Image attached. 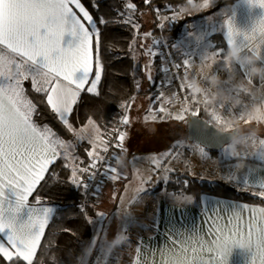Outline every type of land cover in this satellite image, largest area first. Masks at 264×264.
<instances>
[{"label":"snow or ice","instance_id":"snow-or-ice-1","mask_svg":"<svg viewBox=\"0 0 264 264\" xmlns=\"http://www.w3.org/2000/svg\"><path fill=\"white\" fill-rule=\"evenodd\" d=\"M145 3L151 6V0H145ZM256 5L264 9V0H256ZM210 6L209 0H203V8ZM91 7L98 5L92 4ZM124 7L129 11L136 9L131 0H127ZM166 7L173 14L163 19L178 21L183 9L173 5ZM123 15V12L119 13V17ZM224 15L228 18L227 25H220L225 37L224 46H210L198 40L196 51L187 53L189 57H195L202 49L209 47L215 50L217 56H222V49L233 41L245 45V50L257 46L264 49V16L258 18L250 29L241 30L233 22L232 11ZM99 22L109 23L103 17L99 18ZM122 22L132 23L131 19ZM133 27L136 25L133 24ZM212 28L215 30L216 26ZM66 34L72 39L67 41V46H63ZM100 43V30L85 0H0V264H37L47 226L56 209L40 207L39 197L35 198V203L30 198L45 180L50 165L61 156L72 158L69 151L72 145L60 139L51 127L38 124L33 119L37 105L26 94L25 81H31L32 90L43 94L48 110L67 130L73 131L69 117L81 93L99 94L98 83L103 70ZM183 43L177 42L174 46L180 47ZM191 63L192 59L185 58L173 65L176 69L173 77L177 79L181 92L185 91L179 79L181 70L187 74ZM148 79H152L150 73ZM120 107L126 108L127 105L121 104ZM160 111L163 112L164 108L161 107ZM198 114L199 110L193 112V115ZM176 118L183 119L180 116ZM151 119L155 121L156 116H151ZM120 123L127 125L129 120L124 117ZM88 125H92L97 132L94 138L88 137L87 126L75 133L81 140L89 139L92 145V150L88 152L92 159L89 167H71L69 179L76 187H87L78 173H88L90 169H96L99 163L105 164L103 174L109 179L121 178L115 163L119 155L117 152L108 158L101 155V152L109 151V141L102 139L100 129L93 120L90 119ZM124 139L125 133L117 130L112 147L120 153L124 152ZM97 145L100 147L97 148ZM134 162L135 158L132 160ZM163 163L157 157L156 169ZM164 182L167 183V177H164ZM259 189L252 194L264 203V182L260 183ZM239 207L245 209L250 221L245 228L231 225L227 218L226 223H212L206 231L200 230L203 238L193 230L179 241L174 240L173 247L183 245L184 248L191 246L193 251L203 250L205 240L214 239L223 231L233 236L246 232L253 241L248 252L251 254L248 264H264V232L254 233L251 228L252 222L258 223L256 208L247 204ZM104 215L97 213L101 221ZM97 240L98 236H94L92 242ZM136 252L133 264H147V261L140 259V247ZM218 264H228V258H222Z\"/></svg>","mask_w":264,"mask_h":264},{"label":"crops","instance_id":"crops-1","mask_svg":"<svg viewBox=\"0 0 264 264\" xmlns=\"http://www.w3.org/2000/svg\"><path fill=\"white\" fill-rule=\"evenodd\" d=\"M228 11H232L233 22L241 30L250 29L252 25L256 24L258 18L264 16V9L256 5V0H238L231 5L224 6L216 14L212 15V23L217 22L218 24L216 25V29L209 34V41L210 36L215 33H221L224 37L220 25L222 23L224 25L228 24V18L224 15ZM197 29L196 25L183 27L179 35V40L177 41H184L178 47L180 50V61L188 58L187 53L189 51L185 50L187 46L185 47L186 42L184 39L187 38V34L188 37L194 39L195 33L198 32ZM69 39L72 38L66 34L63 46H67ZM164 40L162 39L161 41ZM227 45L231 51V57L225 59L235 60V65L237 66L235 67L236 70L231 72L230 75H227V78H233L231 81H233L234 85H237L234 88L250 92L264 91V49L257 46L255 48L248 47V50H245L246 46L236 41L228 43ZM166 78L169 79V76ZM27 83L31 85V81H25L24 87ZM198 83L202 85V87L198 86L202 90H204L203 87L206 88V73L203 80H198ZM171 89L173 88L170 86L169 80H167V83L163 87L159 86L154 92L145 94V97L150 100L147 120H152L151 116L155 115L157 121L166 120L178 122L184 126V129H187L188 117H185V109H187V106L176 97ZM82 94L83 92L81 96ZM167 100L168 102H166ZM258 100L264 106V100ZM161 107L164 108L163 112L160 111ZM125 109L123 108V115L125 114ZM162 113L167 114V117L164 119L159 117ZM178 116L183 117V119L176 118ZM86 126L91 129V132L87 134L88 137L94 138L97 132L93 130V126L88 124ZM80 129H73L72 132L75 138V132H78ZM172 130L173 127L169 129L170 132ZM126 132L127 127H124L125 135ZM100 133L102 134V139H105L106 136L101 129ZM244 139H249V142H245ZM83 140H88L89 142V139ZM187 146L192 148L191 150L195 154H200V156L206 158V166L203 168L204 170L202 169L206 174L203 175L201 171L200 175H198L199 177L210 180H224L231 186L251 191L252 193L260 190L259 185L264 182L263 133L248 131L242 135L240 134V136L221 150L223 152L219 151L215 155L206 152L205 156L204 152L197 148L201 146H197L196 143H188ZM99 147L97 145V148ZM123 148L124 152L120 153L115 147H112L111 156L113 152H117L119 156L116 161L119 166L126 165V158L127 160L129 159L128 161L131 162L130 165L132 166V159L130 161V158L127 157L129 154L126 152L124 141ZM171 148L166 145L157 156L162 153L164 155L169 154L172 160L177 153L173 155ZM90 150H92L91 144L87 152ZM100 154L104 156L103 152ZM67 160L69 161V159ZM74 161L76 166L82 168V159L80 157L75 156ZM139 162L141 163L139 167L148 173L155 166L154 158L140 160ZM78 175L82 177L84 183L87 185V187H84L85 189L98 191V188L96 189V186H98L96 181L88 182L87 179L86 182L83 173H78ZM103 178L108 179L109 184L107 183V185L109 187L118 184L116 181L109 179L108 176H104ZM133 179L134 177L125 179L120 192L115 197L109 194L101 197L98 191L96 195L97 204L101 203L102 206L101 204L99 206L97 205L94 215L89 217L92 237L79 264H133L137 255V247L141 249V261H147V264H153V258L154 264H218L224 257L228 258V264H248L251 255L248 252L253 241L249 239L246 232L242 235L233 236L227 231H223L216 238L205 240L203 250L197 249L193 251L191 246L184 248L183 245L180 248L173 247L174 240L179 241L184 236L190 235L193 230H196L198 236L203 238V232L201 231H206L212 223H226L227 218L230 219L231 225H239L241 228H245L249 225L250 221L245 209L239 207V205L247 203L206 194L201 195L199 198L185 193V196H181L179 193L182 192L169 191L174 194L170 196L168 194H146L143 192L142 194L129 198L125 201L124 206L123 201L127 197L126 193L129 187L133 184ZM132 203L134 204L133 207L127 210V205ZM247 205L255 206L256 208L258 223H251L253 232H264V206ZM39 206H49L57 209L56 206L42 201ZM228 206L231 207L228 208ZM121 208L125 209L123 210ZM55 213L56 211L53 213V217ZM97 213L105 214L102 221L97 216ZM94 236H98L96 242H92ZM238 241H243L244 246H239ZM218 242L223 245L222 249L217 247Z\"/></svg>","mask_w":264,"mask_h":264},{"label":"trees","instance_id":"trees-1","mask_svg":"<svg viewBox=\"0 0 264 264\" xmlns=\"http://www.w3.org/2000/svg\"><path fill=\"white\" fill-rule=\"evenodd\" d=\"M238 0H220L212 9L201 12L198 17L213 15L220 8L231 5ZM127 0H85L86 6L93 14L97 27L101 33L100 57L103 64L102 77L98 84V95L83 92L79 102L70 116L73 129H80L93 120L105 135H112L123 115L121 104L128 105L136 97L152 93L157 89L159 80L160 62H155V83H151L145 73L142 55L135 57L140 34L147 32V25L143 18L148 16L152 35L175 42L181 32L184 20L178 21L173 28L159 27L158 14L168 5H184L187 0H151V6L145 0H131L136 5L135 11L127 10L124 5ZM92 4L98 7H91ZM124 15L132 13L134 19L140 24L138 31L129 23H123ZM108 20V24H101L99 18ZM118 19L121 22H114ZM215 47L224 46L225 39L221 33L210 36ZM222 58L231 57V51L226 45L222 49ZM180 59V58H179ZM26 94L37 105L34 120L41 125H48L61 139L74 141L72 131L63 126L48 110L44 103L43 94L32 90L29 83L25 85ZM203 107V106H202ZM198 117L212 124L208 110L201 108ZM249 125V124H248ZM250 131H256L254 124H250ZM240 134L243 128H238ZM258 131V129H257ZM185 134H187L185 128ZM89 144L82 142L76 144V154L82 159V168L91 162L87 149ZM207 150V149H206ZM212 155L217 151L207 150ZM71 166L64 157L58 158L49 168L45 180L37 187L30 198H35L57 207L56 213L45 232L43 247L41 248L37 264H79L91 240L92 231L89 217L93 216L97 207V192L87 190L83 186L76 187L70 182ZM88 177V173H83ZM183 184L171 185L169 191L182 192L199 198L201 195H212L224 199L239 201L247 204L264 206L251 192L238 189L225 181L210 183L192 175H183Z\"/></svg>","mask_w":264,"mask_h":264},{"label":"rangeland","instance_id":"rangeland-1","mask_svg":"<svg viewBox=\"0 0 264 264\" xmlns=\"http://www.w3.org/2000/svg\"><path fill=\"white\" fill-rule=\"evenodd\" d=\"M209 2L211 6L208 8L202 7L203 0H187L184 5L179 6L181 9H183V12L178 17V21H180L179 19L185 21L183 27H191L193 25H196L198 28V32L195 33L194 39L188 37V34L187 38L184 39L186 42L185 47L187 46L185 50L196 51V45L194 47V44H196L198 40L203 44L214 46L212 45L213 43L209 41V34L214 31L212 26H216L218 23H212V15L198 17L201 12H205V10L208 11L212 9V7L218 4L220 0H209ZM172 14V12H166L164 10L158 13L157 17L159 20L160 28H173V26L178 21L170 22L163 19V17L171 16ZM194 14L197 15L193 17H188ZM214 14H216V12ZM123 18L124 20L131 19L132 23L130 24L132 26L133 24L136 25L134 29L138 31L140 24L134 19L131 12H128L127 14L123 15ZM143 22L147 25L148 31L140 34V39L138 42L139 45H137L134 50L135 57L138 58L143 54V67L145 68V73L147 77L150 73L152 79L149 81L151 83H155V76L157 74L155 62H160L161 67L158 73L160 78L157 81V87H163V85L167 83V80H169L166 78L168 76H166V74L163 72V63L160 59V55L158 54L159 52L157 47V42L161 41L163 38H158L152 35L150 29L151 21L148 16H145L143 18ZM161 24H163L164 26L161 27ZM149 33L150 35H146ZM178 40L179 36L175 42L171 43L175 45ZM174 48L177 52L178 57H180V50L178 49V47L174 46ZM151 53H156V55H151ZM187 57L192 59L191 67L187 72L188 78L191 82H193L197 86L202 87V85L198 83V80H203L204 75L206 73V88H203L206 94L207 101L202 108L208 110L212 124L221 130H233L243 128L242 134L250 131V124H254L256 126L254 127L256 132L264 134V106L262 105L263 103L258 100H264V91L250 92L234 88L237 85H234L233 81H231L233 78H227V75H230L231 72L236 70L235 67L237 66L235 65V60L225 59L221 56H217L215 54V50H213L212 47H209V49H202L200 53L195 57H189L188 55ZM195 58L197 59L196 61L194 60ZM191 68L192 72L190 73ZM171 91L174 92L173 89H171ZM166 102H168V100ZM169 105H171V103H169ZM149 107L150 100H148L145 95L138 96L137 99H134L130 104L127 105L125 109V117L128 118L129 123L126 126L123 124L124 127H127L124 145L126 152L129 154L127 157L130 158V161L131 159L133 160V158H135V162L134 164L132 163L131 166V162H129V159L127 160L126 158V165L124 164L119 166L118 162L116 161V166L119 168V171L121 173V178L118 180H114L118 184L109 187L107 185L108 179L103 178L101 179L103 183H101L97 187L98 191L100 192L99 196L103 197L106 194H109L115 197V195L120 192L124 180L127 178L134 177L133 184L129 187L126 193L127 197L123 201L124 206L125 201H127L129 198L133 197L134 195L142 194L143 192L146 194L161 193L163 195L168 194L172 196L174 193L169 192L168 189H170L171 185L173 184H183L184 178H182L181 176L185 174L198 177L210 183H215L216 181H218V179L210 180L198 176L200 175L202 169L206 166V158L200 156V154H195V152L191 150L192 148L187 146L188 143H192L187 140V134H185L184 126L178 122H170L166 120L153 121L145 119L149 111ZM192 115V112L185 109L186 118H189ZM159 117L164 119L167 117V114L162 113L159 115ZM171 127H173V130L170 132L169 129ZM175 129L178 130L175 131ZM90 132L91 129L90 127H88V133ZM105 136L106 139L108 135ZM248 140L249 139H244L245 142H249ZM81 141L88 143L90 146L88 140H81L77 136L74 141H65L72 145V147L69 149V151L72 153V158L69 159L71 167L76 166L74 158L78 155H76L75 153V146L76 144H80ZM166 145L172 147L171 152L173 153V155L177 153V155H175L172 160L169 154L164 155L162 153L157 156ZM196 145L200 146L198 144ZM197 148L204 152L206 156V152L208 151L205 148H203L202 146ZM218 152L219 151H217V153ZM157 157L159 158V160L164 161V163L161 164L158 170L156 169V166L153 165L154 167L148 173L141 167H139V165H141V163L139 162L140 160H150V158H154L155 163V158ZM204 174L206 173L203 172V175ZM164 177H167V183L164 182ZM87 179L89 182V174L88 177L85 178L86 182ZM179 194L181 196H185L184 193ZM100 204L101 203H98V206ZM133 205V203L128 204L126 209H130L131 207H133ZM103 206L106 207L105 205ZM121 209L124 210L125 208Z\"/></svg>","mask_w":264,"mask_h":264},{"label":"built area","instance_id":"built-area-1","mask_svg":"<svg viewBox=\"0 0 264 264\" xmlns=\"http://www.w3.org/2000/svg\"><path fill=\"white\" fill-rule=\"evenodd\" d=\"M177 6H181V5H177ZM164 11L169 12L167 8L164 9ZM157 47L159 52L158 54L160 55V59L163 63V68H164L163 72L167 76H169L170 86L173 88L178 99L184 102V104L187 106L188 111L193 113L196 110H200V108L207 101L204 90H202L196 84L191 82L188 78V73L183 74L181 70L179 79L185 89L184 92H181L179 89V84L177 82V79L173 77V73L176 72V69L175 67H173V65L181 62L177 55V52L175 51L174 45L168 41H158ZM194 60L196 61L197 59L195 58ZM185 96L187 97V99H185ZM124 117L125 114L122 116V118ZM121 119L119 120L114 133L107 138V140L109 141V151L107 153H104L105 158L111 156L112 145L115 144V132L117 130L124 132V126L122 123H120ZM90 163L88 164L87 167H89ZM104 169H105V164L103 163H99L96 169H90V171L88 172L90 181H96L99 186L102 183L101 180L102 177L105 176L103 174ZM98 186H96V189Z\"/></svg>","mask_w":264,"mask_h":264},{"label":"water","instance_id":"water-1","mask_svg":"<svg viewBox=\"0 0 264 264\" xmlns=\"http://www.w3.org/2000/svg\"><path fill=\"white\" fill-rule=\"evenodd\" d=\"M240 136V131L221 130L208 121L192 115L187 123V140L211 151H220Z\"/></svg>","mask_w":264,"mask_h":264},{"label":"clouds","instance_id":"clouds-1","mask_svg":"<svg viewBox=\"0 0 264 264\" xmlns=\"http://www.w3.org/2000/svg\"><path fill=\"white\" fill-rule=\"evenodd\" d=\"M239 246L243 247L244 246V242L243 241H238L237 242ZM217 247L222 249L223 248V245L221 243H217Z\"/></svg>","mask_w":264,"mask_h":264}]
</instances>
